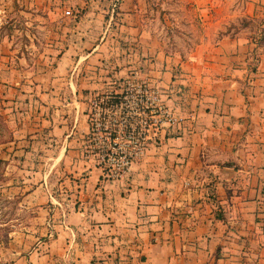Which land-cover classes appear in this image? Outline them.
<instances>
[{
	"label": "crops",
	"instance_id": "obj_1",
	"mask_svg": "<svg viewBox=\"0 0 264 264\" xmlns=\"http://www.w3.org/2000/svg\"><path fill=\"white\" fill-rule=\"evenodd\" d=\"M3 3L27 23L26 52L0 43L6 157L22 150L15 181L37 213L6 264H264V0H193L205 27L249 22L187 57L148 27V0ZM135 66L179 121L110 178L88 152L89 99Z\"/></svg>",
	"mask_w": 264,
	"mask_h": 264
},
{
	"label": "rangeland",
	"instance_id": "obj_2",
	"mask_svg": "<svg viewBox=\"0 0 264 264\" xmlns=\"http://www.w3.org/2000/svg\"><path fill=\"white\" fill-rule=\"evenodd\" d=\"M4 1L6 2L7 0H0V3L2 4ZM113 1L114 0H112V2ZM119 1L120 0H116L117 3L113 10L111 3L112 12L115 13L117 10ZM148 1L153 7L152 12L150 7V10L146 13L148 27L157 34L165 50L179 51L184 57H187L196 47L203 44L204 40L202 41V37L205 35L206 31L213 32V35L210 34V36H212L210 41L212 42L222 33L230 31L232 27L237 29V27L248 25L249 22V20L244 17L239 21V24L232 22L230 24L221 23L222 27L215 28L216 24L213 23L211 25L206 24L207 27H205V24L202 23L203 20L200 18V10L193 3V0ZM15 4H18V2ZM67 10H69V12H67ZM65 12L70 15L75 13L76 17L79 14V11L76 12L72 10V8H67ZM212 12L215 15L217 14L215 10ZM37 20L40 19L38 18ZM24 21L25 15L16 9H11L8 12L2 11L0 15V43H2L4 48L9 47L11 44L18 49V53L21 51L26 52L24 43L27 42V38L24 34V30H26L25 26L27 23H24ZM35 29L39 31L35 30L36 38L33 40L35 45L34 48H41L42 44L45 42L44 29L42 27H35ZM11 34L13 35L11 36ZM115 57L119 58L120 56L116 54ZM118 60L114 61L113 57V62L111 63L112 67H109V70L112 72H114V70L118 71L120 67ZM123 66H125V63H123ZM129 70L128 73H124V77L121 78L118 86L112 83L109 87H104V89L101 88L99 93H103L104 91L109 92L107 90H111L114 99H117L124 90L126 83L129 85L147 83L148 86H153L147 78V75L139 70L138 67L135 66ZM154 88L156 89L155 92L160 94V91L157 90L155 86ZM116 91L119 92L118 95L114 94ZM93 95L94 94L91 96ZM5 108L6 105L3 102L2 92L0 91V159L2 160L0 161V264H6L9 260L11 250L15 245L14 241H19L24 233L34 234V232H30L27 228L31 225H35L34 220L37 215L34 208L35 204L28 205V207L23 206L24 202L22 201L21 195H19L21 191L19 187L20 183L15 181L17 179L15 174H19L18 167L24 156L21 153L22 150L18 149H22L24 145L16 148L18 151L15 153V160H13L14 158H11V156L6 157L7 152H14V150L9 151V149H7L8 146H11L8 141L14 138V136H17V134L13 133V126H11V123L7 120V115L9 113L5 111ZM76 108H78L77 105L74 106V109ZM11 177L13 178L12 180L10 179ZM37 235L39 234L37 233ZM39 237L48 238L47 235H40ZM30 244L33 245L34 243L31 241Z\"/></svg>",
	"mask_w": 264,
	"mask_h": 264
},
{
	"label": "built area",
	"instance_id": "obj_3",
	"mask_svg": "<svg viewBox=\"0 0 264 264\" xmlns=\"http://www.w3.org/2000/svg\"><path fill=\"white\" fill-rule=\"evenodd\" d=\"M107 91L89 99L88 152L96 153L106 175L115 178L142 154L151 129L171 125L179 117L147 83H126L117 99ZM261 231L264 236V219Z\"/></svg>",
	"mask_w": 264,
	"mask_h": 264
},
{
	"label": "trees",
	"instance_id": "obj_4",
	"mask_svg": "<svg viewBox=\"0 0 264 264\" xmlns=\"http://www.w3.org/2000/svg\"><path fill=\"white\" fill-rule=\"evenodd\" d=\"M114 94H115V95H118V94H119V92H117V91H116V92H114ZM0 161H2V160L0 159Z\"/></svg>",
	"mask_w": 264,
	"mask_h": 264
}]
</instances>
